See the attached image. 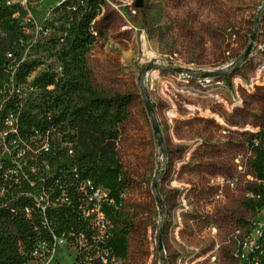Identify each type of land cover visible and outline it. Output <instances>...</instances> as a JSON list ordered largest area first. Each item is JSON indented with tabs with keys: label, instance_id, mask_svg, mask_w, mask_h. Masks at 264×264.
I'll return each instance as SVG.
<instances>
[{
	"label": "rangeland",
	"instance_id": "1",
	"mask_svg": "<svg viewBox=\"0 0 264 264\" xmlns=\"http://www.w3.org/2000/svg\"><path fill=\"white\" fill-rule=\"evenodd\" d=\"M104 1L91 83L132 95L116 140L128 178L117 213L130 225L120 264H232L241 218L253 221L241 201L253 185L248 142L264 126V0ZM9 2L25 11L26 57L51 69L56 48L33 44L54 33L38 24L58 0ZM74 257L66 242L26 264Z\"/></svg>",
	"mask_w": 264,
	"mask_h": 264
},
{
	"label": "trees",
	"instance_id": "2",
	"mask_svg": "<svg viewBox=\"0 0 264 264\" xmlns=\"http://www.w3.org/2000/svg\"><path fill=\"white\" fill-rule=\"evenodd\" d=\"M6 1L0 0V69L5 52L22 53L27 47L19 25L25 11L19 3ZM104 4V0H58L38 24L40 30L54 33L33 44L35 50L45 43L55 47L57 64L51 69L43 67L44 60L35 53L20 64L18 77L26 73V105L20 108L17 131L26 138L27 163L36 168L29 175L31 184L23 180L5 185L0 194V264H24L33 258L40 242L52 246L53 235L63 236L77 247L72 264H106L99 255L108 260L125 254L130 225L119 218L117 205L128 178L117 156L116 140L132 95H106L96 90L87 65L95 40L92 23ZM263 132L256 133L258 143L248 142V167L257 183L250 189L253 197L243 198L241 206L252 214L264 199ZM43 140L46 151L40 149ZM7 163L0 159V178ZM84 179L112 199L100 203L108 226L98 240L91 238L97 229L81 213L84 201L75 190ZM39 189L54 201L43 211L33 199ZM59 196L64 200L58 203L55 198ZM79 233L85 236L87 248L77 246Z\"/></svg>",
	"mask_w": 264,
	"mask_h": 264
},
{
	"label": "built area",
	"instance_id": "3",
	"mask_svg": "<svg viewBox=\"0 0 264 264\" xmlns=\"http://www.w3.org/2000/svg\"><path fill=\"white\" fill-rule=\"evenodd\" d=\"M6 2H9V0ZM19 41H21V38ZM24 58H26V46L22 53L15 54L12 51H7L4 53L0 69V159L3 158L8 161L1 172L0 179L3 185L0 186V194L4 191L5 185L23 180L31 184L29 175L34 174L36 168L34 164L27 163L26 148H28V145L26 144V138L21 137L17 131L20 108L26 105V73L21 77L17 75ZM261 129L264 130V127L256 128L251 136L250 141L252 140L254 144L259 142L256 133ZM261 139L264 141V132L261 135ZM40 149L47 150L45 140L41 142ZM248 152L250 155L249 149ZM252 183H257L253 177ZM75 190L84 201L82 206L80 205L81 213L89 216L91 228L97 229V234H92L91 238L98 240L108 226L107 220L99 209L100 203H111L112 199L107 196L104 189L93 186L88 179L79 182ZM247 196L253 197V191L250 190ZM33 199L42 211L49 203L51 205L54 204V201L49 200L48 194L43 189L35 192ZM55 200L59 203L64 199L59 196ZM250 215L253 221L244 218L241 220L240 224L246 230L244 239L240 240L236 245L232 264H264V220H259L261 216L264 217V199L263 203ZM76 239L78 247L87 248L88 244L82 233H79ZM52 240V246H48L45 242H40L32 252L33 258L27 260L24 264L34 259H41L52 248L66 243V239L63 236L53 235ZM73 248L76 254L77 247L73 246ZM104 253L107 254V251L105 250ZM99 259L106 264H120V259L113 257H109L107 260L105 256L99 255Z\"/></svg>",
	"mask_w": 264,
	"mask_h": 264
},
{
	"label": "water",
	"instance_id": "4",
	"mask_svg": "<svg viewBox=\"0 0 264 264\" xmlns=\"http://www.w3.org/2000/svg\"><path fill=\"white\" fill-rule=\"evenodd\" d=\"M142 5H143V0H134V2H133V6L135 8H140V7H142ZM146 106H147L148 112L151 113L147 101H146ZM154 131H155V135H156V137L158 139V142H160V139H159V136H158V130H157L155 125H154Z\"/></svg>",
	"mask_w": 264,
	"mask_h": 264
}]
</instances>
